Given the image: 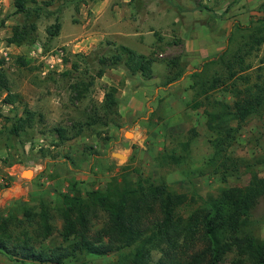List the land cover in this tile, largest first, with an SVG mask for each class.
Here are the masks:
<instances>
[{"label":"rangeland","instance_id":"obj_1","mask_svg":"<svg viewBox=\"0 0 264 264\" xmlns=\"http://www.w3.org/2000/svg\"><path fill=\"white\" fill-rule=\"evenodd\" d=\"M26 5L37 10L17 13L13 0H0V69L19 96L4 104L0 92V220L8 225L0 237L9 246L23 239L36 249L57 245L59 196L102 188L114 175L164 181L170 190L195 197L244 185L251 173L264 176V107L239 123L229 121L237 129L226 152L233 166L224 180L209 162L204 115L221 103L229 110L237 91L264 79V0H26ZM55 19L60 27L49 37L46 28ZM15 26L27 29L24 43L6 41ZM119 44L153 59L150 77L121 66L105 67L96 76L97 59ZM87 81L91 84L81 91L77 85ZM109 86L116 89V103L105 112L101 103ZM26 110L31 120L13 133L11 126ZM79 126L80 133L67 140L55 132L62 127L73 134ZM26 170L29 176L22 174ZM40 208L55 226L42 240L30 221ZM249 230L264 240V196L251 209ZM113 259L81 254L62 264ZM232 261L228 256L223 264ZM0 264L24 263L0 252Z\"/></svg>","mask_w":264,"mask_h":264},{"label":"trees","instance_id":"obj_2","mask_svg":"<svg viewBox=\"0 0 264 264\" xmlns=\"http://www.w3.org/2000/svg\"><path fill=\"white\" fill-rule=\"evenodd\" d=\"M13 5L17 13L37 10L29 8L26 0H13ZM59 27L55 19L46 28L47 35H56ZM27 34V29L15 26L6 41L21 44L28 39ZM97 62L100 65L97 77L105 67L121 66L129 74L148 78L153 59L119 44L113 53L99 57ZM90 84L91 81H87L77 86L84 91ZM2 91V103L12 105L19 101L0 69ZM115 91V87L109 86L103 94L101 108L105 112H110L116 103ZM230 107L227 110L228 106L221 103V107L204 110L212 148L209 162L215 165V171L222 173V180L233 166L226 152L237 126L232 127L229 121L239 123L264 107V79L237 91ZM32 115L26 110L25 117L18 118L11 126L12 132L21 130ZM81 129L79 126L73 134H67L64 128L56 127L55 132L60 140H67L78 135ZM171 158L176 160V157ZM263 196L264 176L256 173H251L244 185L221 186L214 194L203 197L172 191L164 181L114 175L102 188L73 190L59 196L56 201L60 218L57 245L36 249L23 239L9 246L0 237V252L24 264H62L81 254L114 255L111 264H223L228 256L233 257V264H264V240L249 230L251 209ZM188 205L190 209L182 215L181 210ZM6 221L0 220L1 235L7 230ZM30 221L34 223L35 238L41 240L55 229L44 208Z\"/></svg>","mask_w":264,"mask_h":264},{"label":"water","instance_id":"obj_3","mask_svg":"<svg viewBox=\"0 0 264 264\" xmlns=\"http://www.w3.org/2000/svg\"><path fill=\"white\" fill-rule=\"evenodd\" d=\"M126 133L127 132L124 133V136L127 137V138H129L130 135H127ZM111 155L114 156V157H116V158H123L124 157L123 155L118 154L116 152H112Z\"/></svg>","mask_w":264,"mask_h":264},{"label":"crops","instance_id":"obj_4","mask_svg":"<svg viewBox=\"0 0 264 264\" xmlns=\"http://www.w3.org/2000/svg\"><path fill=\"white\" fill-rule=\"evenodd\" d=\"M22 174H23L24 176H29L30 172H29L28 170H26V171H23Z\"/></svg>","mask_w":264,"mask_h":264}]
</instances>
